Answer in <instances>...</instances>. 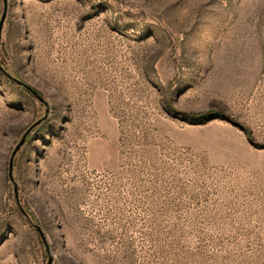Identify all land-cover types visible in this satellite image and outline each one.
<instances>
[{
    "label": "rangeland",
    "instance_id": "rangeland-1",
    "mask_svg": "<svg viewBox=\"0 0 264 264\" xmlns=\"http://www.w3.org/2000/svg\"><path fill=\"white\" fill-rule=\"evenodd\" d=\"M5 9L0 264H264V0Z\"/></svg>",
    "mask_w": 264,
    "mask_h": 264
},
{
    "label": "water",
    "instance_id": "water-1",
    "mask_svg": "<svg viewBox=\"0 0 264 264\" xmlns=\"http://www.w3.org/2000/svg\"><path fill=\"white\" fill-rule=\"evenodd\" d=\"M5 4H6V6H7V0H5ZM5 16H6V9H5V12H4V14H3V16H2V18H1V21H0V44H1V39H2V30H3V24H4ZM0 70H1L6 76H8L9 78H11V79H13V80H15V81H19L17 78L13 77L10 73H8V72L6 71L5 68H3L1 62H0ZM26 135H27V134H25V136H24V138L22 139V141H21V142L17 145V147L15 148V150H14V152H13V154H12L11 160H10V176H11L12 179H13V176H12V168H13L14 157H15L17 151L20 149V147H21L22 144L24 143V141H25V139H26ZM39 230H40V232L42 233V231H41L40 228H39ZM44 240H45V239H44ZM51 263H52V258H50V262H49V264H51Z\"/></svg>",
    "mask_w": 264,
    "mask_h": 264
}]
</instances>
